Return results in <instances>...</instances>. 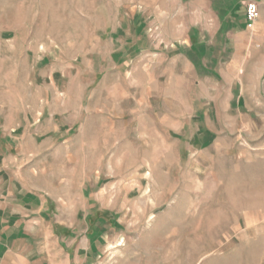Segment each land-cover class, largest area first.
<instances>
[{"label": "rangeland", "instance_id": "1", "mask_svg": "<svg viewBox=\"0 0 264 264\" xmlns=\"http://www.w3.org/2000/svg\"><path fill=\"white\" fill-rule=\"evenodd\" d=\"M229 1L0 0V112L42 108L50 76L84 93L72 141L38 146L46 264H264V0L221 37ZM193 28L198 64L153 56Z\"/></svg>", "mask_w": 264, "mask_h": 264}, {"label": "crops", "instance_id": "2", "mask_svg": "<svg viewBox=\"0 0 264 264\" xmlns=\"http://www.w3.org/2000/svg\"><path fill=\"white\" fill-rule=\"evenodd\" d=\"M243 9V16L233 19L232 0L217 6L220 16L215 29L217 34L224 36L233 24L239 27L248 24L245 7ZM196 32L193 28L192 33L182 35L188 50L178 47L166 52L154 51L153 56L168 60L169 65L191 68L193 63H199L196 59L207 55ZM158 68L161 70L160 65ZM54 78L49 77L51 87L42 96V108L26 109L18 112L19 115L16 111L0 112V264H46L41 254L43 251H39L37 246L40 232L35 229L53 226L52 213L57 207L56 198L52 197L53 191L50 190L54 178L49 181L46 177L48 168L39 164L53 157L47 154L54 153L55 147L72 141V138H62V135L65 132L68 134L84 117L83 91L78 89L74 94L70 83L66 85L62 80L58 86ZM75 96L78 101L76 99L72 105ZM192 137L197 139L198 136L195 133ZM45 142H49L52 149L43 157L38 146H45ZM55 226L57 230L58 224Z\"/></svg>", "mask_w": 264, "mask_h": 264}, {"label": "built area", "instance_id": "3", "mask_svg": "<svg viewBox=\"0 0 264 264\" xmlns=\"http://www.w3.org/2000/svg\"><path fill=\"white\" fill-rule=\"evenodd\" d=\"M244 7H245V14L248 19V25L252 26L260 15L259 6L255 1L248 0V1H244Z\"/></svg>", "mask_w": 264, "mask_h": 264}]
</instances>
